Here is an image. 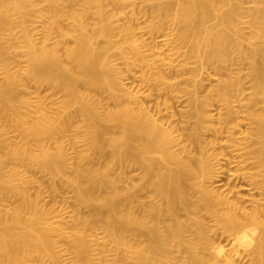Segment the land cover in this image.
I'll return each mask as SVG.
<instances>
[{
	"label": "bare ground",
	"instance_id": "obj_1",
	"mask_svg": "<svg viewBox=\"0 0 264 264\" xmlns=\"http://www.w3.org/2000/svg\"><path fill=\"white\" fill-rule=\"evenodd\" d=\"M134 68L148 90L186 96L182 135L122 82ZM203 77L213 85L201 94ZM212 102L225 109L218 126ZM234 103L248 126L238 137ZM204 132L237 153L258 191L239 199L250 208L205 186L223 170ZM61 190L71 219L55 223L40 200L54 205ZM200 212L233 236L229 253ZM239 248L264 264V0H0V264H234Z\"/></svg>",
	"mask_w": 264,
	"mask_h": 264
},
{
	"label": "rangeland",
	"instance_id": "obj_2",
	"mask_svg": "<svg viewBox=\"0 0 264 264\" xmlns=\"http://www.w3.org/2000/svg\"><path fill=\"white\" fill-rule=\"evenodd\" d=\"M140 6L139 3L135 4L134 8H124L125 13H130L131 10L133 9L136 13L138 11V7ZM135 23L134 26L137 27L136 31L139 34V36H141V38L144 40L145 45H150V46H154L156 45V50L159 51L161 50V48L163 47V37L161 36V34L159 35H155V42L149 39V35L147 34L146 30H145V25H144V18L142 17H138V20L133 22ZM37 33H39L37 31ZM150 42V43H149ZM152 44V45H151ZM207 72H211L209 69L206 70ZM140 68H134L132 72L129 73H123L122 74V82L126 85V87L133 92H138L140 93L141 97L140 100H142L144 106L148 107V110H150L149 112L151 113L152 110V114H156V116L159 115L158 118H160L162 121L166 122V121H172L173 123H175V129L177 131H181V133H175L176 136L178 135H182L184 132L183 129H185L186 127H188L189 125L187 123H185L184 118L186 117L187 114V104H186V96H184L183 94H178L176 92H171L169 94H165L159 91H155V90H148V88L141 82L140 80ZM206 72V73H207ZM244 72V71H243ZM210 76H212V72L209 73ZM175 76L174 79L176 80H181L182 76L180 77V75L178 74H171L168 73V77L170 79H173L170 76ZM202 84L201 87H203L200 91L199 88V93L204 94L205 91H207V88L210 87L211 85H213L212 81L209 82L207 81L204 77L202 78ZM244 94H246L248 91V85L245 82L244 83ZM44 89V88H43ZM39 90V96L40 97H48V95H51L52 92H50L47 88H45L44 90ZM47 89V90H46ZM202 91H204L202 93ZM162 93V94H161ZM105 95H102L101 98L104 99ZM55 97H58L57 95H55ZM106 97V96H105ZM101 99V100H102ZM106 99V98H105ZM102 100L103 102L105 101ZM167 101L169 103V107H171L169 110L172 111L173 115L172 117H170L171 115H169L170 113L167 112L168 110L165 109L166 107L163 105L164 101ZM234 109L236 112V117H237V127L235 128V133H236V137L240 136L239 133H243L246 131L247 129V123L244 120V105L242 103H234ZM186 108V109H185ZM166 110V111H165ZM155 113H154V112ZM225 109L223 108V106H221L218 102H212L211 106L208 108V114L210 116H212V122L215 126H218V122L220 120V116L222 114H224ZM158 114V115H157ZM172 119V120H171ZM186 119V118H185ZM184 121V124L183 122ZM187 124V125H186ZM181 128V129H180ZM178 134V135H177ZM225 135H215L212 134L211 132H204L201 135V142L203 143H207L206 145L212 144L208 146V151L211 152L212 154H214L215 156L217 155L216 159H219L217 161H219L218 163H216V160H213L211 162V166L214 169V171L216 170L215 168H219L220 171V167H221V171L220 174L218 173L216 177H214V179L212 180V182H208L205 183V186L208 187L209 189H211L212 191H214L216 194L221 195L225 198H227L228 200L234 202H238L240 205L241 200L244 199V201L246 200H251L252 199H258V191L255 189H252L246 182V180L243 179V177L241 176V171L239 170V168L237 167V162H238V155L237 153L234 151H231V149L227 148L225 146ZM215 144V145H214ZM190 146L193 145H189L187 144L188 148H191ZM196 149H198L197 147L193 149V147L191 148V151H196ZM217 164V165H216ZM220 165V166H219ZM251 166L249 165L248 168H250ZM218 171V170H216ZM218 171V172H219ZM240 171V172H239ZM139 171L136 172L132 171L131 172V176L133 177V179L137 178L139 176ZM138 174V175H137ZM239 174V175H238ZM29 177H33V178H37L39 180H41V182L43 181V183H45V179L42 178V176L36 172H31L29 174ZM131 177V179H132ZM242 177V178H241ZM132 179V180H133ZM134 179V180H135ZM61 193L63 195L62 199H58L57 202L52 205L51 201L49 199V197L46 194H43L41 196V204L45 205L48 208H51V213H50V217L52 219L53 222L55 223H61V222H68L71 219V204H72V197L71 194L66 191V190H61ZM141 193V194H140ZM139 196L141 197H145L146 196V192H140ZM242 198V199H241ZM233 199V200H232ZM241 199V200H239ZM234 202V203H235ZM243 202V201H242ZM237 204V203H236ZM242 204V203H241ZM238 205V204H237ZM244 207L250 208L251 204H249L248 202H243L242 204ZM240 205V206H242ZM242 206V207H243ZM200 218L203 219V222L205 223V225H207L208 231H207V235L211 238L212 241V247H222L225 253H229V251L232 249V245H233V236H228L226 234H221L220 231H214L215 233H213L212 229L214 227V221L212 218H210L208 215H206L204 212H200ZM163 217L164 221H168L169 217L167 218ZM219 232V233H218ZM97 238L101 237V232L100 230L97 231L96 233ZM100 240V239H99ZM58 250L61 253V258L67 262L70 258V255L64 251L63 246L61 243L58 244ZM207 255L214 257V250L213 248L207 250L205 252ZM182 258L179 254H174L172 261L176 262L178 264L182 263ZM233 262L234 264H254L250 254H249V249H244V248H239L238 249V253L236 256H233Z\"/></svg>",
	"mask_w": 264,
	"mask_h": 264
}]
</instances>
